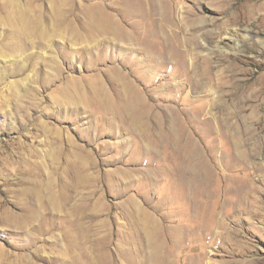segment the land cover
Returning a JSON list of instances; mask_svg holds the SVG:
<instances>
[{
  "label": "rangeland",
  "instance_id": "374dc122",
  "mask_svg": "<svg viewBox=\"0 0 264 264\" xmlns=\"http://www.w3.org/2000/svg\"><path fill=\"white\" fill-rule=\"evenodd\" d=\"M145 212L264 264V0H0V264H149Z\"/></svg>",
  "mask_w": 264,
  "mask_h": 264
},
{
  "label": "crops",
  "instance_id": "0c3cea01",
  "mask_svg": "<svg viewBox=\"0 0 264 264\" xmlns=\"http://www.w3.org/2000/svg\"><path fill=\"white\" fill-rule=\"evenodd\" d=\"M93 7L89 9H93ZM97 18V16H94V20ZM139 222L142 223L141 227L144 230V235L141 237L140 241H135V243H138L139 245L144 244V246L146 245L145 251L148 254V257H142V259L145 262L151 261L149 264H170L171 256V264H174L175 255L174 251L170 248V245L175 244V240L167 236H151L154 230H157L159 226L163 227L162 223L159 225V222L161 221L154 220L152 214L145 212Z\"/></svg>",
  "mask_w": 264,
  "mask_h": 264
},
{
  "label": "bare ground",
  "instance_id": "6f19581e",
  "mask_svg": "<svg viewBox=\"0 0 264 264\" xmlns=\"http://www.w3.org/2000/svg\"><path fill=\"white\" fill-rule=\"evenodd\" d=\"M227 42V41H226Z\"/></svg>",
  "mask_w": 264,
  "mask_h": 264
}]
</instances>
